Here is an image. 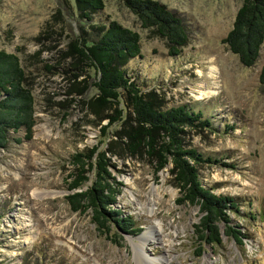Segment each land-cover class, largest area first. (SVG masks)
I'll list each match as a JSON object with an SVG mask.
<instances>
[{"label":"rangeland","instance_id":"obj_1","mask_svg":"<svg viewBox=\"0 0 264 264\" xmlns=\"http://www.w3.org/2000/svg\"><path fill=\"white\" fill-rule=\"evenodd\" d=\"M123 1L102 0L85 29L114 19L135 30L142 56L127 64L153 104H188L212 116V128H186L182 142L233 165L203 162L197 170L206 187L237 199L230 218L244 238L221 234L196 254L198 206L177 201L169 163L155 170L154 157L129 151L122 121L129 107L96 103L91 69L69 50L78 29L74 0H0V49L18 57L34 121L28 138L22 128L8 130L0 147V264H264V85L257 78L264 40L255 63L243 66L220 41L240 0H158L188 28L180 53L168 56L165 39ZM114 107L122 118L109 121L104 115ZM92 145L105 150L122 184L116 206L141 228L119 243L95 229L89 209L73 211L64 197L75 172L71 153Z\"/></svg>","mask_w":264,"mask_h":264},{"label":"trees","instance_id":"obj_2","mask_svg":"<svg viewBox=\"0 0 264 264\" xmlns=\"http://www.w3.org/2000/svg\"><path fill=\"white\" fill-rule=\"evenodd\" d=\"M74 2L78 11V29L68 43L69 50L91 69L96 103H112L115 107L120 103L129 107L127 118L122 119L126 121L124 133L129 151L143 149L147 155L154 157L155 170L169 163L168 171L177 187V201L198 206L200 214L192 223L197 239L196 254L202 252V243H219L221 234L241 243L244 235L230 218V212L238 213L239 202L233 195L215 193L206 187L197 170V165L203 162L233 165L220 157L204 155L192 146H184L182 142L181 134L186 128H212V116L204 115L200 107L188 104L165 108L155 106L152 98L143 91L137 76L139 71L127 64L142 56L139 34L114 19L108 20L105 25L87 22L92 28L86 30L84 25L85 21L91 20L90 10L101 9L102 0ZM123 3L136 15L142 27L153 29L165 39L168 56L180 53L188 37L182 15L158 0H124ZM263 40L264 0H240L231 26L220 41L241 65L250 66L257 60ZM257 78L264 85V63L258 70ZM23 80L24 73L17 55L0 49V147L7 141L8 130L14 132L22 128L24 137L30 136L34 122L31 116L32 97L23 86ZM115 107L113 115H104L109 121L120 117V110ZM223 126L227 128L231 125L225 122ZM104 127L100 126L101 131ZM70 158L75 172L67 184L70 191L64 195L70 209L81 212L89 209L95 229L115 243H119L124 235L137 234L141 228L136 225L133 215L116 206L122 184L117 186L114 181L105 150L92 145L86 152L71 153Z\"/></svg>","mask_w":264,"mask_h":264},{"label":"bare ground","instance_id":"obj_3","mask_svg":"<svg viewBox=\"0 0 264 264\" xmlns=\"http://www.w3.org/2000/svg\"><path fill=\"white\" fill-rule=\"evenodd\" d=\"M158 228H159V229H158V232H157V233H159L160 231H162L161 226H159ZM146 238H147L146 236H145V237L143 236V239H141V240H145V241H147ZM139 246H142V243H140ZM157 261H159V260L154 259V258H153V260H151V259H149V258H146V262L149 263V264H152V263L154 264V263H156Z\"/></svg>","mask_w":264,"mask_h":264}]
</instances>
